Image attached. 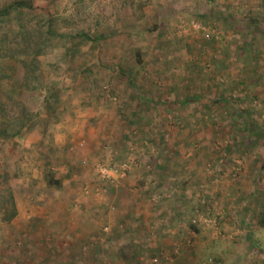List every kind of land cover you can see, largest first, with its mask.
<instances>
[{"label": "rangeland", "instance_id": "obj_1", "mask_svg": "<svg viewBox=\"0 0 264 264\" xmlns=\"http://www.w3.org/2000/svg\"><path fill=\"white\" fill-rule=\"evenodd\" d=\"M34 5L0 22L8 55L34 48L21 24L56 34L34 74L0 58V101L24 110L18 136L0 131V264H194L205 237L228 257L202 264H264V0ZM139 211L165 213L166 241L144 233L135 259Z\"/></svg>", "mask_w": 264, "mask_h": 264}, {"label": "trees", "instance_id": "obj_2", "mask_svg": "<svg viewBox=\"0 0 264 264\" xmlns=\"http://www.w3.org/2000/svg\"><path fill=\"white\" fill-rule=\"evenodd\" d=\"M35 8L34 0H0V22H3L4 20L10 21V17L12 15H16L17 20H19L24 14L27 12L32 11ZM46 27H37L36 29L32 28L31 30H27L23 27V24L19 26L17 29V32H15V36L22 35V36H29L33 40L34 48L31 52H27L25 55L23 52H21V48H10V54L8 55L5 51L6 49H3L4 51L0 50V58H3V52H5L6 56L8 58H20V56L26 57L32 56V61L27 64V66L22 64V60L19 62L21 63V66L25 68V70H29L30 73L34 74L37 69V63L35 61V58L37 55L42 53V49H45L47 46V42L49 40L50 35H56L53 31L50 25L48 26L47 23ZM2 31V28L0 26V32ZM78 36H81L82 38L86 39L87 41L91 42L92 44L99 43L101 40H104L105 37L103 35H97L95 37H92L91 35L81 31L78 33ZM30 53H33L32 55H29ZM35 61V62H34ZM36 63V64H35ZM1 70V69H0ZM3 77V75L0 73V79ZM9 100V101H8ZM7 103H3L0 101V131L4 130L8 133L9 128V120L12 122L13 129L10 133L11 137L18 136L22 130L23 124L21 123V119H24L23 115L16 114L19 110H21V113H24V110L20 109L19 102L16 101L14 98H12L11 95H9ZM46 101V104L52 105L53 103H58V96L56 91H52L49 95V97H46L44 99ZM190 100L187 99L185 101H182L181 103H187ZM25 112L28 114L29 112L27 109ZM49 184L58 186L60 185L59 181H54L53 179H50Z\"/></svg>", "mask_w": 264, "mask_h": 264}, {"label": "crops", "instance_id": "obj_3", "mask_svg": "<svg viewBox=\"0 0 264 264\" xmlns=\"http://www.w3.org/2000/svg\"><path fill=\"white\" fill-rule=\"evenodd\" d=\"M229 2L232 3L233 0H228ZM112 193H114L115 197H116V201H118V204L124 203V201L126 200V198L123 196V193H125L122 189H120L117 192L112 191ZM118 193V194H116ZM126 194V193H125ZM129 201V200H128ZM136 208H134V211L130 212L129 216H132L131 214H133L135 212V215L138 214V208L142 207V206H147L144 207V209H148L151 210V206L149 205H145L143 204V200L141 202H137L135 203ZM140 214L142 215L141 217H137L135 220H133V222L129 219L128 215H126L127 219H129L126 223L125 220L123 221L124 227L125 229H128L130 231L131 236L128 238L130 241V250L132 251L131 255L136 258H138L143 252H142V247H141V243L140 240L141 236L144 235V233H146L147 236L150 237V240H153V243H161L163 241H166L165 238V228H163V224L162 222L164 221L163 219H165V213L163 215H161V213L157 212V213H142L141 211H139ZM120 215L123 214V211L119 210ZM162 216V217H161ZM104 218V217H103ZM103 218H98V224L99 226L103 225L101 223L100 220L103 221ZM116 218L110 219L108 217H105L106 221H103L104 223L108 224V226L110 227L109 224H111L109 221L112 220L114 221ZM120 220V219H119ZM112 224H115L116 226H118V222H114ZM160 227V228H159ZM102 229V228H101ZM100 230V229H99ZM105 234V233H104ZM106 239H108L109 243L111 242H116V241H121L120 239H122V235H111L114 237H109L108 234H105ZM205 236H207L205 234ZM89 237V236H87ZM109 237V238H108ZM165 238V240H164ZM209 237H205L204 238V242H197L198 244V249L194 252L193 256H192V260H194V264H202L203 260L206 258V256H208L210 254V257L213 256V258H215V262L218 263L220 260H223L224 258L228 257V254H225L228 252V250L226 249V247H224L221 243H217L215 245V242L211 239H208ZM89 239V238H87ZM106 241V240H105ZM125 242V240L123 241ZM106 253V252H105Z\"/></svg>", "mask_w": 264, "mask_h": 264}, {"label": "built area", "instance_id": "obj_4", "mask_svg": "<svg viewBox=\"0 0 264 264\" xmlns=\"http://www.w3.org/2000/svg\"><path fill=\"white\" fill-rule=\"evenodd\" d=\"M200 27V25H195V28H199ZM206 37H208V34H206ZM152 264H162L161 263V260H160V258L159 257H154L153 259H152ZM165 264H172V262H170V261H167Z\"/></svg>", "mask_w": 264, "mask_h": 264}]
</instances>
